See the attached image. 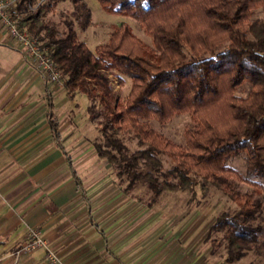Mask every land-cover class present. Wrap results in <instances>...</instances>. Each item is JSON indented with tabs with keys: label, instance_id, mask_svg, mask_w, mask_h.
<instances>
[{
	"label": "trees",
	"instance_id": "obj_1",
	"mask_svg": "<svg viewBox=\"0 0 264 264\" xmlns=\"http://www.w3.org/2000/svg\"><path fill=\"white\" fill-rule=\"evenodd\" d=\"M64 1L72 11L61 14L60 30L45 15ZM98 2L108 13L135 19L151 43L121 23L90 49L75 28L90 22L84 0H18L12 13L23 14L21 28L52 58L67 95L86 96L87 115L102 139L94 142L95 150L120 181H127L125 193L146 185L152 203L164 191L196 185L205 191L210 183L238 207L234 213L222 211L211 225L226 243L225 261H238L249 250L264 258V227L255 222L264 211V21L252 18L255 10H264V0ZM124 78L130 89L121 97L116 84ZM243 82L250 88L240 96L235 92ZM181 113L192 120L184 145L148 122L164 123ZM48 120L59 138L54 113ZM127 132L145 146L131 151L123 140ZM162 154L172 161L170 168H163ZM238 157L258 179L242 177L229 165ZM235 180L247 182L251 191L238 190Z\"/></svg>",
	"mask_w": 264,
	"mask_h": 264
},
{
	"label": "crops",
	"instance_id": "obj_2",
	"mask_svg": "<svg viewBox=\"0 0 264 264\" xmlns=\"http://www.w3.org/2000/svg\"><path fill=\"white\" fill-rule=\"evenodd\" d=\"M78 94L49 82L0 26V264H46L42 249L12 258L30 226L62 264H211L142 228L141 204L106 177L93 143L81 145L89 117Z\"/></svg>",
	"mask_w": 264,
	"mask_h": 264
},
{
	"label": "rangeland",
	"instance_id": "obj_3",
	"mask_svg": "<svg viewBox=\"0 0 264 264\" xmlns=\"http://www.w3.org/2000/svg\"><path fill=\"white\" fill-rule=\"evenodd\" d=\"M84 1L91 12L90 22L86 28H81L78 25H75V28L78 33V38L84 41L90 49H93L97 44L105 42L115 26L121 23L128 24L140 39L148 44L151 43V39L144 33L135 19L104 11L98 0ZM35 8L36 5L32 6L30 11H34ZM71 11L72 5L69 1L60 2L52 11L47 12L45 20L55 23L56 27L62 30L63 25L60 23L61 14ZM22 16L23 14H18V22ZM252 18L264 21V10H255ZM24 31L26 32V30ZM114 83L116 84V81ZM249 88L247 82H243L236 89L235 93L240 96H245ZM116 89L121 97H125L130 89V80L124 78L122 85L118 86L116 84ZM78 95L85 100L87 99L85 95L80 93ZM88 120L89 121L82 127L83 131H87L88 139L86 142L82 141L81 145L84 148H89V145L93 143L94 157L99 161L94 142H100L102 140L101 135L98 132V127L95 122L90 118H88ZM148 122L164 137L180 145L185 144V129L192 126L189 113L176 114L164 123H160L154 119ZM123 140L131 151L138 150L145 146L133 136L132 132L125 133ZM160 156L163 161V168H170L173 163L169 157L165 154ZM102 163L105 164L108 162L104 159L100 164ZM229 165L237 169L242 177H248L252 180L258 179L255 175L247 172L243 157L231 160ZM110 167V170L105 172L106 177L108 179H115L118 186L124 189V187L127 186V181H120L116 176L114 168L111 165ZM205 186V191L201 189L200 185H196L193 190L164 191L157 197L156 201L152 203H150V200L153 193L146 185H137L126 194L132 198L134 197L136 202H139L142 206L139 216L142 220V228L157 229L158 243L165 242L164 240H166L167 246L182 245L189 254L188 258L192 261L195 260L198 262L202 260L203 262L211 264H264V258L257 256L253 250L247 251L245 256L233 263H227L225 261L226 243L220 233L211 230V225L215 222L219 213L222 211L234 213L237 211L238 207L227 195L212 184L207 183ZM234 186L241 192H249L252 189L245 181L235 180ZM255 222L260 223L264 227V211ZM30 227H28L27 231ZM162 230L164 231L163 233ZM261 238L264 239V232ZM159 249L161 250V247ZM145 262L146 260H143V263Z\"/></svg>",
	"mask_w": 264,
	"mask_h": 264
},
{
	"label": "built area",
	"instance_id": "obj_4",
	"mask_svg": "<svg viewBox=\"0 0 264 264\" xmlns=\"http://www.w3.org/2000/svg\"><path fill=\"white\" fill-rule=\"evenodd\" d=\"M18 0H0V26L12 37L23 49L26 55L30 56L41 74L51 83L64 85L60 73L52 58L47 54L45 48L34 36L27 34L18 22V14H13L12 9ZM41 1H39L40 3ZM42 249L46 264H62L55 251L49 246L40 228L30 227L26 234L25 241L13 252L12 258L16 262L23 255Z\"/></svg>",
	"mask_w": 264,
	"mask_h": 264
}]
</instances>
